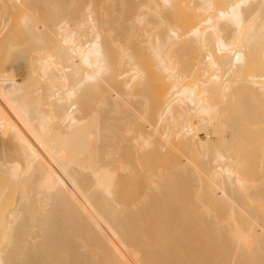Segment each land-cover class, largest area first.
<instances>
[{"label":"bare ground","instance_id":"6f19581e","mask_svg":"<svg viewBox=\"0 0 264 264\" xmlns=\"http://www.w3.org/2000/svg\"><path fill=\"white\" fill-rule=\"evenodd\" d=\"M0 264H264V0H0Z\"/></svg>","mask_w":264,"mask_h":264},{"label":"rangeland","instance_id":"374dc122","mask_svg":"<svg viewBox=\"0 0 264 264\" xmlns=\"http://www.w3.org/2000/svg\"><path fill=\"white\" fill-rule=\"evenodd\" d=\"M201 138L204 139V135H203V133H201Z\"/></svg>","mask_w":264,"mask_h":264}]
</instances>
